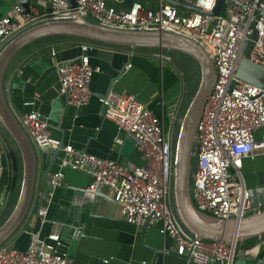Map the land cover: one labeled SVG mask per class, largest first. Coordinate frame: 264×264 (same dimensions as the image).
Wrapping results in <instances>:
<instances>
[{"label": "built area", "instance_id": "2783aa9c", "mask_svg": "<svg viewBox=\"0 0 264 264\" xmlns=\"http://www.w3.org/2000/svg\"><path fill=\"white\" fill-rule=\"evenodd\" d=\"M112 1L114 3L111 0H76V7H70L65 0L51 1L44 13L36 14H23L21 7L15 4L0 17V51L35 24L71 19L75 14L111 27L185 34L203 44L213 59L215 78L197 126L191 196L202 212L225 220L246 217L255 209L241 168L243 160L253 158L256 150L264 153V139L256 140L254 136L257 129H264V88L237 81L236 72L254 31L257 38L253 40L249 57L264 66L261 0H225L220 16L181 9L167 0H158L156 7L149 6L148 1L134 0L130 7L118 0ZM184 1L205 11L214 10L217 4V0ZM99 45L80 40V57L56 61L60 94L68 104L81 107L90 102L92 78L101 72V67L92 65L89 53ZM130 53L134 54L135 50L131 49ZM155 55L162 63L172 61L166 51L158 50ZM100 102L102 117L117 125L116 143L123 144L125 138H131L140 152L142 164L131 168L71 144L63 145L58 167L49 174L50 187L41 195L38 216L42 225L48 220L54 191L64 185L65 169L69 168L91 176L88 191L106 188L128 223L139 227L158 225L160 232L174 241L175 252L185 259V264H211L212 259L218 264H234L238 256H244L247 261H255L261 256L264 236L243 248L241 243L197 238L180 221L173 195L178 133L176 116H172L170 124L165 126L157 113L133 93L110 91L101 96ZM15 117L38 152L46 147L58 148L61 141L55 137L48 116L33 110L17 113ZM7 151L9 147L0 132V177ZM9 195L10 190H5L0 198V221ZM62 246L59 232L43 238L39 231H29L26 249H18L8 242L0 246V264H77Z\"/></svg>", "mask_w": 264, "mask_h": 264}, {"label": "crops", "instance_id": "0c3cea01", "mask_svg": "<svg viewBox=\"0 0 264 264\" xmlns=\"http://www.w3.org/2000/svg\"><path fill=\"white\" fill-rule=\"evenodd\" d=\"M8 1L0 10V17L15 5ZM50 2L36 0L31 13H44ZM148 2L151 7L157 6V2L154 5ZM111 3L114 2L111 0ZM79 41L64 38L55 42L34 43L21 50L4 77L7 102L14 115L35 110L48 116L55 137L64 145L71 144L79 150L118 160L135 168L142 164L140 152L131 138H125L123 144L116 143L115 138L119 134L117 125L102 117L100 98L110 91L133 93L157 113L165 126L170 124L172 116H176L179 128V121L185 112H182L183 87L180 77L178 75L177 81L165 87L163 68L170 67L156 57L157 51L138 49L131 54L129 48L101 44L89 53L92 65L101 67V72L95 73L92 78L93 95L90 102L81 107L73 106L60 94L55 63L80 57L82 50ZM129 64L131 67H127ZM254 136L256 140L264 139V129H257ZM8 147L0 177V198L5 190H10V195L2 219L10 215L22 181L20 150L14 140L13 146ZM34 150L38 166L31 207L21 228L8 241L10 245L26 249L29 231H39L43 238L59 232L63 240L62 250L77 264H185V259L175 253L174 241L164 236L158 225L144 229L125 221L120 206L106 188L102 189L101 196L82 192L91 183V176L82 171L65 169V183L54 191L48 220L42 225L38 216L41 195L49 189V174L57 169L58 163L46 175L51 155L38 152L35 147ZM12 151L19 160L17 180ZM241 174L249 190L264 187L262 150H256L253 158L243 160Z\"/></svg>", "mask_w": 264, "mask_h": 264}, {"label": "water", "instance_id": "95a60500", "mask_svg": "<svg viewBox=\"0 0 264 264\" xmlns=\"http://www.w3.org/2000/svg\"><path fill=\"white\" fill-rule=\"evenodd\" d=\"M7 1L0 0V10L8 4ZM35 1L11 0V2L21 7L23 14L31 13V7L37 4ZM65 1L69 3L70 7L77 6L76 0ZM118 1L127 7L132 6L134 2V0ZM167 1L181 9L216 16L222 14L225 5V0H217L214 10L205 11L195 5L188 4L184 0ZM259 10L264 15V0L259 2ZM50 37H73L132 50L158 49L167 52H180L193 58L200 68V80L179 121L175 146L173 186L176 213L184 227L191 234L203 240L243 244L248 240L261 239L264 236V187L249 190L251 204L255 210L242 219L225 220L202 212L196 207L191 196V176L197 126L206 97L212 89L215 78V66L209 51L203 44L185 34L164 30L111 27L75 14L71 19L47 20L35 24L8 42L0 51V123L17 144L22 157L21 187L10 215L0 225V246L7 243L18 232L29 213L38 166L33 144L19 124L5 97L4 77L12 60L21 50ZM255 38H257L256 31L252 34L251 40L242 54L236 72V79L264 88V66L255 63L249 57ZM63 145V142H60L56 150H51L48 147L41 150V152L51 155L49 165L45 171L46 175L52 171L58 161ZM81 191L94 196L102 195L101 191L90 192L87 189ZM257 197L258 200H256ZM147 227V224L143 226L144 229ZM254 262V264H264V251ZM211 264H218V261L212 259Z\"/></svg>", "mask_w": 264, "mask_h": 264}, {"label": "rangeland", "instance_id": "374dc122", "mask_svg": "<svg viewBox=\"0 0 264 264\" xmlns=\"http://www.w3.org/2000/svg\"><path fill=\"white\" fill-rule=\"evenodd\" d=\"M137 1H145V0H137ZM148 1H150L154 5L158 0H148ZM169 55L172 58V61L168 62V66L178 73L180 77L181 86L183 87V106H182V112H183L186 110L188 103L198 86L200 80V68L197 62L188 55H185L180 52L169 53ZM0 132L3 135V137L6 138L8 142V146L10 147L13 146V140L11 139L7 131L3 128L1 123H0ZM2 221L4 222V219ZM240 246H243V248H245L248 246V244L245 242ZM254 263L255 262L251 260L247 261L244 256H238L234 264H254Z\"/></svg>", "mask_w": 264, "mask_h": 264}, {"label": "trees", "instance_id": "16d2710c", "mask_svg": "<svg viewBox=\"0 0 264 264\" xmlns=\"http://www.w3.org/2000/svg\"><path fill=\"white\" fill-rule=\"evenodd\" d=\"M64 38L65 39H77V38H73V37H50V38H46V39L40 40V41H38L36 43L38 44V43H42V42H46V43L47 42H55V41H57L59 39H64ZM77 40H81V39H77ZM30 46H27L26 48H29ZM150 50L151 51H158V49H150ZM169 53H173V52H168V54ZM163 76H164V85H165V87H168L169 85L173 84L175 81H177L179 79L178 74L176 73V71L173 70L172 68H168V67H164L163 68ZM12 159H13V167H14V170H15V180H17L18 168H19V160H18L17 154L14 151H12ZM3 219H4V221L6 220L5 218H3ZM2 220L0 221V224L3 222ZM257 241H258V239L255 238V239H251V240L246 241V243L248 245H252V244L256 243Z\"/></svg>", "mask_w": 264, "mask_h": 264}]
</instances>
